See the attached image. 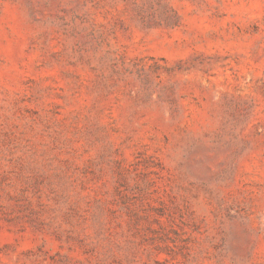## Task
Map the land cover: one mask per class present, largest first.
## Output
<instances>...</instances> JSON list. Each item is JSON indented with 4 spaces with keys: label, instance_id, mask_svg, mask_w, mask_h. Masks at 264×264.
I'll use <instances>...</instances> for the list:
<instances>
[{
    "label": "rangeland",
    "instance_id": "1",
    "mask_svg": "<svg viewBox=\"0 0 264 264\" xmlns=\"http://www.w3.org/2000/svg\"><path fill=\"white\" fill-rule=\"evenodd\" d=\"M0 264H264V0H0Z\"/></svg>",
    "mask_w": 264,
    "mask_h": 264
}]
</instances>
